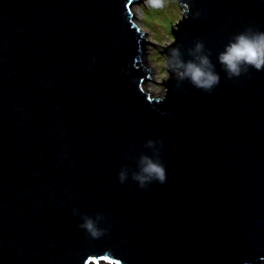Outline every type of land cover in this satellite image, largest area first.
<instances>
[{
  "label": "water",
  "instance_id": "water-1",
  "mask_svg": "<svg viewBox=\"0 0 264 264\" xmlns=\"http://www.w3.org/2000/svg\"><path fill=\"white\" fill-rule=\"evenodd\" d=\"M141 1L0 0V264L264 263V71L229 79L217 59L264 30V0H177L162 54L203 40L221 79L206 93L168 70L161 95ZM141 154L165 184L132 179Z\"/></svg>",
  "mask_w": 264,
  "mask_h": 264
},
{
  "label": "clouds",
  "instance_id": "clouds-1",
  "mask_svg": "<svg viewBox=\"0 0 264 264\" xmlns=\"http://www.w3.org/2000/svg\"><path fill=\"white\" fill-rule=\"evenodd\" d=\"M149 9H159L164 6V0H145ZM189 9L185 8V12ZM199 12L194 15L199 16ZM205 42L196 39L194 46L189 50L191 59H183L179 47H172L165 58V66L174 73L177 78V87L180 82L187 81L193 87L211 93L220 83V75L215 71L210 54L205 52ZM224 72L229 79L239 78L249 73L250 69L264 71V30L252 27L246 28L234 34L224 45L223 50L217 57ZM156 141L148 139L145 146L154 148ZM121 184L128 179V171L122 168L118 173ZM132 179L140 188H145L153 182L163 185L167 182V171L164 162L159 156L141 154L137 162V170L132 174ZM97 216L93 219L89 216L83 217L79 227L92 239H99L107 232V228L99 227ZM247 264V262H245Z\"/></svg>",
  "mask_w": 264,
  "mask_h": 264
},
{
  "label": "rangeland",
  "instance_id": "rangeland-1",
  "mask_svg": "<svg viewBox=\"0 0 264 264\" xmlns=\"http://www.w3.org/2000/svg\"><path fill=\"white\" fill-rule=\"evenodd\" d=\"M135 14V21L145 31L144 37L150 41L143 40L142 56L140 63L152 68L151 77L146 81L145 89L153 95H161L164 89L162 77L166 78L168 69L165 66V55L161 52V45H166L174 40L172 33L173 26L183 17L184 10L177 0H164V6L159 9H149L145 0L135 4L132 8ZM153 42V43H152ZM94 264H111L100 261ZM264 264V263H255Z\"/></svg>",
  "mask_w": 264,
  "mask_h": 264
}]
</instances>
